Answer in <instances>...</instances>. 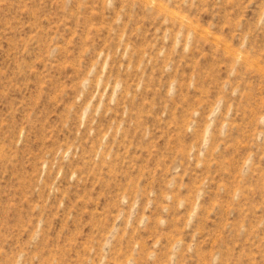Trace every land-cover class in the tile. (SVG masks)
Returning <instances> with one entry per match:
<instances>
[{"label":"rangeland","instance_id":"374dc122","mask_svg":"<svg viewBox=\"0 0 264 264\" xmlns=\"http://www.w3.org/2000/svg\"><path fill=\"white\" fill-rule=\"evenodd\" d=\"M0 264H264V0H0Z\"/></svg>","mask_w":264,"mask_h":264}]
</instances>
